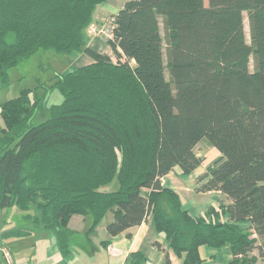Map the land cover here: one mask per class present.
<instances>
[{
  "label": "trees",
  "instance_id": "obj_1",
  "mask_svg": "<svg viewBox=\"0 0 264 264\" xmlns=\"http://www.w3.org/2000/svg\"><path fill=\"white\" fill-rule=\"evenodd\" d=\"M103 1L0 0L3 83L10 68L39 49L93 58L0 103V208L15 206L34 227L51 231L64 258L71 255L70 217L87 215L88 235L111 211L110 235L151 215L181 264H204L200 247L226 244L229 264H259L264 0H127L112 15L106 39L115 61L86 45L85 29ZM53 91L60 99L49 103ZM41 112L47 116L33 123ZM202 138L219 155L199 175V190H217L229 202L194 216L160 178L174 166L183 174L199 166L195 146ZM114 178L115 190L102 189ZM130 256L145 262L142 251ZM163 264H170L168 252Z\"/></svg>",
  "mask_w": 264,
  "mask_h": 264
},
{
  "label": "crops",
  "instance_id": "obj_2",
  "mask_svg": "<svg viewBox=\"0 0 264 264\" xmlns=\"http://www.w3.org/2000/svg\"><path fill=\"white\" fill-rule=\"evenodd\" d=\"M125 1L127 0H105L96 7L93 21L101 22L109 15L116 14ZM87 44L99 53H102L100 50L109 49L104 39L98 36L88 37ZM72 54L68 61V70L70 67L77 68L93 61L86 52H72ZM213 150L212 156H218V151L214 147ZM201 165L206 168L208 163L202 161L188 174H183L178 166H174L160 178L163 186L179 192L183 206L194 216L202 215L222 196L225 199L223 203L229 202L226 195L217 190L203 192L194 190L192 177L198 176L196 172H199ZM23 215L24 213L15 206L0 208V264H134L130 256V253L134 251H142L145 254L144 264H163L165 252L169 254L170 264H181V259L167 247L164 235L154 229L151 215H148L140 224L115 235L108 234L106 230V225L112 217L109 220L103 217L95 229L86 235L90 218L87 215L73 214L68 221L72 237L71 255L67 258L61 255L55 235L51 231L34 227L31 220L25 219ZM239 225L246 227L249 222L242 221ZM15 227L28 229L29 234L9 238L2 236L3 230ZM252 236L256 235L252 234ZM260 241L258 238L256 243ZM4 250L10 253V261L6 260ZM201 252H203L202 257L206 258L204 264H229L232 258L231 248L227 244L216 249L202 246ZM253 252L256 254V249ZM210 255H214V258H209ZM258 263L264 264V258H260Z\"/></svg>",
  "mask_w": 264,
  "mask_h": 264
},
{
  "label": "rangeland",
  "instance_id": "obj_3",
  "mask_svg": "<svg viewBox=\"0 0 264 264\" xmlns=\"http://www.w3.org/2000/svg\"><path fill=\"white\" fill-rule=\"evenodd\" d=\"M102 3H100V4H102ZM99 5H97L96 7H98ZM94 12H95V10H94ZM94 12H93V15H94ZM111 17H112V15H109L107 18H105L101 22H97V21L92 20L88 24V26L85 29L86 45H88L87 44V38L88 37L90 38L92 36L101 37L107 43L106 39L108 37H106L105 35H102V34H98V32L93 33L90 31V28L92 25H94V26L96 25L97 27L104 28V30L109 32V30H110L109 20L112 19ZM244 25H245V29L247 32V20L246 19L244 20ZM8 39L11 40L12 36H9ZM247 40H249V37H247ZM109 49H111V48L109 47ZM109 49L100 50V51L103 54L110 55L112 58H114L116 60L117 59L116 56L114 55L112 50H109ZM73 53H79V52L75 51ZM72 55H73L72 52L59 54V53L54 52L52 49H39L30 58L24 60L23 62H21L20 64L14 66L12 68H10L8 70V75H9L8 84L3 83V81H1V79H0V103L9 99V98L16 96L18 94L20 88H24V87L32 88V87H34L37 84V79L38 80H45V79L52 77L54 73H61L62 74V73H66V72H69V71L76 69V68H71V67L69 68L70 70L67 69L68 64H69L68 61L70 60V56H72ZM165 75L167 78L169 77L167 71H166ZM41 92H42V90L38 91V93H41ZM59 99H60V95L56 91H53L50 94L49 103L57 102V100L59 101ZM44 116H47L46 113L41 112V114H39L38 116L35 117V119L33 120V123H37ZM2 125H3V121H2V118L0 115V127ZM213 151H214L213 147L208 143L207 139H205V138H202L198 142V144L195 146L196 154L198 156L203 157V163H208V165L211 164L212 161L217 157V156H212ZM198 171L199 172H196V175H198V176L192 177V184L194 185V190H196V191H200L199 188L201 187V184L205 181V180H203L201 182V180L198 179L199 175H201L203 172L206 171L205 166L201 165ZM200 171H202V172H200ZM116 183H117V180H116V178H114L110 183H108L105 186H102V189L115 190L117 187ZM224 200L225 199L222 196V198H220L217 203H212V205H218L219 203L224 202ZM104 217H105V219L109 220L112 217L111 211H108L104 215ZM201 254H203V252H201ZM114 264H116V263H114Z\"/></svg>",
  "mask_w": 264,
  "mask_h": 264
},
{
  "label": "built area",
  "instance_id": "obj_4",
  "mask_svg": "<svg viewBox=\"0 0 264 264\" xmlns=\"http://www.w3.org/2000/svg\"><path fill=\"white\" fill-rule=\"evenodd\" d=\"M109 26H110V30L109 32H107L106 30H104V28L101 27H97L96 25H92L90 28V31L95 33L98 32V34H102L105 35L106 37H111L112 36V28H113V18L109 20ZM113 61H115L114 58H112ZM5 252V258L6 260L10 261V253L7 250H4ZM110 264H114V263H110ZM116 264H125V263H116Z\"/></svg>",
  "mask_w": 264,
  "mask_h": 264
}]
</instances>
